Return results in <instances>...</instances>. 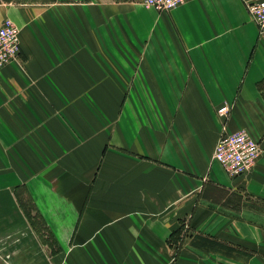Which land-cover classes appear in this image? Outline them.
I'll return each mask as SVG.
<instances>
[{"label": "crops", "instance_id": "obj_1", "mask_svg": "<svg viewBox=\"0 0 264 264\" xmlns=\"http://www.w3.org/2000/svg\"><path fill=\"white\" fill-rule=\"evenodd\" d=\"M70 2L0 0V25L10 20L20 42L19 62L0 71V264H264V39L243 0L60 8ZM81 10L87 19L67 15ZM113 91L156 94V111L136 136L134 125L111 136L127 153L107 149L98 169L81 132L45 119L56 98L44 94ZM240 131L260 152L230 178L212 155ZM21 188L53 244L24 224ZM183 223L191 232L171 245Z\"/></svg>", "mask_w": 264, "mask_h": 264}, {"label": "rangeland", "instance_id": "obj_2", "mask_svg": "<svg viewBox=\"0 0 264 264\" xmlns=\"http://www.w3.org/2000/svg\"><path fill=\"white\" fill-rule=\"evenodd\" d=\"M71 1L70 5H64L60 8H73L76 1L88 4L87 1L92 2V0H68ZM100 1H110V0H100ZM114 2H126L133 4H140L143 0H111ZM83 6V5H82ZM55 10V11H54ZM55 13L58 12L57 7L50 10ZM47 12V11H46ZM45 14V13H44ZM50 14V13H49ZM53 15V14H51ZM68 16L82 17L87 19L89 13L86 10L67 13ZM65 16V20L68 18ZM85 16H87L85 18ZM51 22V21H50ZM31 24L36 23V19L30 22ZM36 26V25H34ZM69 32L70 36L73 37L74 29L71 28L65 30ZM33 37V36H32ZM57 37L58 36H53ZM19 38V37H18ZM34 39V37H33ZM63 40V38H61ZM104 41V39H103ZM20 43V42H19ZM73 45V44H72ZM59 46V45H57ZM73 48V47H72ZM98 48L101 52L112 51L115 54H119L120 45L115 44L113 49L111 46L106 45L105 43L98 44ZM110 48V49H109ZM83 49V48H82ZM62 53L59 51V54ZM69 53V52H66ZM82 54L87 53L85 50H81ZM95 53V50L93 51ZM19 62V60H18ZM110 88V87H107ZM44 95H53L56 103L53 100L46 102L49 106L47 109L46 120L57 119L62 124L68 132V127L71 125L72 131L78 135L81 132V142L83 150V160L89 159L90 156H94V151L97 150V163L98 169L102 163V159L105 161V155L107 149L109 154L121 157L123 154H126L127 151H123L120 147L115 149L112 145H115V141H109L111 136H114V139L124 138L126 136V131H128L129 125L135 126L134 136L137 135V125L138 127H145L144 125L147 117H152L154 115V101L156 99V94L152 93H138V92H83L76 94H44ZM66 99V100H65ZM125 111L128 113L129 118L125 119L123 113ZM73 121L75 124L73 125ZM74 127V130H73ZM62 130L60 131V133ZM66 132V133H67ZM136 150L135 148H133ZM112 152V153H111ZM130 152V151H128ZM130 156H135L136 154H129ZM52 161V158H50ZM119 162H121L119 160ZM103 167V165H102ZM49 172L54 174L58 168L57 164L50 163ZM57 173L56 175L61 174ZM96 174V173H94ZM15 200L19 209V215L25 216L24 224L27 227L32 228L34 232H39L41 234V239L51 245L53 244L51 238L47 235V232H50L47 228L46 223L43 218L36 213L35 207L31 202V199L28 198L27 192L24 189H17L15 191ZM181 230L178 234V237L173 239V242L177 246L185 239L188 232H191L190 227L187 223H183L180 226Z\"/></svg>", "mask_w": 264, "mask_h": 264}, {"label": "built area", "instance_id": "obj_3", "mask_svg": "<svg viewBox=\"0 0 264 264\" xmlns=\"http://www.w3.org/2000/svg\"><path fill=\"white\" fill-rule=\"evenodd\" d=\"M190 0H143L146 8L158 12H168ZM246 10L257 26L259 38L264 39V0H243ZM20 44L17 27L8 19L0 25V71L17 62ZM229 112L226 106L217 110L221 118ZM260 149L258 144L245 132L225 133L217 141L212 159L219 164L230 178L248 174L253 168Z\"/></svg>", "mask_w": 264, "mask_h": 264}, {"label": "trees", "instance_id": "obj_4", "mask_svg": "<svg viewBox=\"0 0 264 264\" xmlns=\"http://www.w3.org/2000/svg\"><path fill=\"white\" fill-rule=\"evenodd\" d=\"M180 230H181V228H179L177 231H175L174 233L171 234L170 239H169V242H170L171 245L172 244H176V243L173 242V239L175 240V238L178 237V234H179Z\"/></svg>", "mask_w": 264, "mask_h": 264}]
</instances>
